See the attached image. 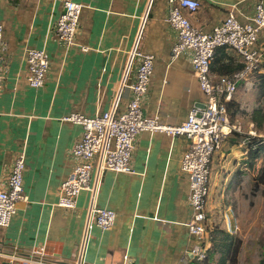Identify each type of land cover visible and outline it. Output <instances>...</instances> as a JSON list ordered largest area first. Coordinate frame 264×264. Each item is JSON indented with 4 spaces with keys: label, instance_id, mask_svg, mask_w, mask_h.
I'll return each mask as SVG.
<instances>
[{
    "label": "crops",
    "instance_id": "0c3cea01",
    "mask_svg": "<svg viewBox=\"0 0 264 264\" xmlns=\"http://www.w3.org/2000/svg\"><path fill=\"white\" fill-rule=\"evenodd\" d=\"M64 1L0 0L4 27L0 60L5 76L0 95V186L15 157L26 154V201L18 204L10 225L0 227V251L30 257L45 246L44 259L54 264H76L80 256L86 264H185L184 251L193 242L186 226L192 217L190 184L180 171L190 143L185 137L141 132L133 155L134 174H101L96 162L95 196L82 192L73 210L58 206L60 187L74 166L70 153L83 131L64 118L73 113L87 117L113 110L123 113L132 99L130 85L139 60L131 54L136 47L155 56L143 106L146 116L178 126L204 100L191 52L172 58L178 33L167 22L169 0H72L84 9L76 44L70 47L54 32ZM198 1L201 8L190 20L205 31L218 26L233 7L252 16L257 3ZM28 49L44 50L50 61L45 84L38 90L27 80ZM219 51L222 63H228V55L240 63L232 50ZM250 126L232 134L213 157L210 231L218 225L213 205L218 194L254 179L262 169L264 157L250 166L245 137L255 132L253 123ZM92 199L98 207L117 213L111 230L94 226L88 231ZM221 226L237 234V215L227 213ZM4 262L8 261L0 259V264Z\"/></svg>",
    "mask_w": 264,
    "mask_h": 264
},
{
    "label": "built area",
    "instance_id": "2783aa9c",
    "mask_svg": "<svg viewBox=\"0 0 264 264\" xmlns=\"http://www.w3.org/2000/svg\"><path fill=\"white\" fill-rule=\"evenodd\" d=\"M169 3L167 22L178 33L172 58H178L186 51L191 52L192 67L204 100L195 104L186 120L178 126L164 124L158 116H146L143 106L154 74L155 56L136 47L131 54L139 60L135 80L130 85L132 99L123 113L117 114L113 110L94 117L73 113L64 118L65 122L82 126L83 131L71 150L74 166L60 187L58 206L73 210L82 192L86 191L95 196L96 162L101 174L105 171L134 174L132 161L137 136L141 132H160L170 137H185L190 143L181 160L180 171L187 176L190 184L188 203L192 217L186 226L193 240L182 257V262L186 264L192 260H204L210 247L208 205L212 160L232 134L242 133V127L230 121L227 103L234 100L240 84L264 64V0H257L254 14L250 17H245L238 8L233 7L225 19L210 31L191 23L190 16L201 8L198 0H169ZM83 9L81 3L72 0L63 2V13L55 23L54 32L68 47L76 44ZM3 37L4 27L0 21V52ZM82 49L87 51V48ZM220 49L232 50L239 57L243 69L227 76H214L211 64ZM26 66L29 86L36 90L42 88L50 69L46 52L28 49ZM4 80L0 60V95ZM25 170L26 154L21 152L15 157L6 181L0 186V227H8L17 213L18 204L26 201L23 186ZM93 199L89 206L88 231L94 226L103 231L111 230L117 213L98 207ZM45 255V246L35 250L30 257L20 256L16 252L0 251V259L11 264H54L47 262ZM36 257L40 259L37 260ZM76 264H86L84 257L80 256Z\"/></svg>",
    "mask_w": 264,
    "mask_h": 264
},
{
    "label": "rangeland",
    "instance_id": "374dc122",
    "mask_svg": "<svg viewBox=\"0 0 264 264\" xmlns=\"http://www.w3.org/2000/svg\"><path fill=\"white\" fill-rule=\"evenodd\" d=\"M255 83L253 79L240 85L234 95L240 109L236 116H230V121L239 124L244 131L251 129L249 116L245 113L252 112L256 105ZM253 185L254 180L247 179L234 190L218 194L216 203L213 204L219 228L227 213L234 212L237 215L239 232L234 235L242 242L238 264H259L264 256V195H253Z\"/></svg>",
    "mask_w": 264,
    "mask_h": 264
},
{
    "label": "trees",
    "instance_id": "16d2710c",
    "mask_svg": "<svg viewBox=\"0 0 264 264\" xmlns=\"http://www.w3.org/2000/svg\"><path fill=\"white\" fill-rule=\"evenodd\" d=\"M220 51L215 54L211 64V72H217L219 76L231 75L243 69V65L237 58L228 55V63H222L218 58ZM255 79V93L257 95L256 105L252 112L245 113L248 119L254 124L255 135L246 134L247 148L249 151L250 166L257 160L264 157V64L240 85ZM239 88V87H238ZM229 116L234 117L239 112V103L234 100L227 103ZM244 135V134H243ZM252 194L264 195V163L258 175L255 176ZM241 240L224 228L214 226L210 231V247L207 250L206 258L202 261L192 260L186 264H238V257L241 252ZM259 264H264V256Z\"/></svg>",
    "mask_w": 264,
    "mask_h": 264
},
{
    "label": "water",
    "instance_id": "95a60500",
    "mask_svg": "<svg viewBox=\"0 0 264 264\" xmlns=\"http://www.w3.org/2000/svg\"><path fill=\"white\" fill-rule=\"evenodd\" d=\"M2 264H10L9 262H4V263H2Z\"/></svg>",
    "mask_w": 264,
    "mask_h": 264
}]
</instances>
